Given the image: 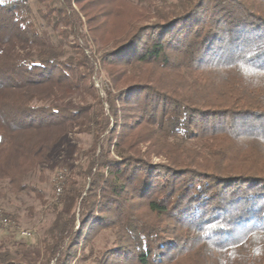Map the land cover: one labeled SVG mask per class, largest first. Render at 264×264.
I'll return each mask as SVG.
<instances>
[{
    "label": "trees",
    "instance_id": "trees-1",
    "mask_svg": "<svg viewBox=\"0 0 264 264\" xmlns=\"http://www.w3.org/2000/svg\"><path fill=\"white\" fill-rule=\"evenodd\" d=\"M85 49L127 69L116 94ZM70 133L94 149L46 264H264V0H0V186L42 199L27 180Z\"/></svg>",
    "mask_w": 264,
    "mask_h": 264
},
{
    "label": "rangeland",
    "instance_id": "rangeland-1",
    "mask_svg": "<svg viewBox=\"0 0 264 264\" xmlns=\"http://www.w3.org/2000/svg\"><path fill=\"white\" fill-rule=\"evenodd\" d=\"M166 1L170 3L174 0ZM84 52L86 55H93L94 75L92 80L100 98H106L107 87L112 94H116L110 74L122 75V79H124L128 75L127 69L115 66L104 67L100 59V52L94 53L89 49H85ZM116 87L122 88L121 81L116 83ZM88 103H91L90 97L80 92L71 93L66 99L58 102L59 105L71 108L84 106ZM105 108L107 109L106 105ZM93 149L94 143L91 135L67 134L41 167L44 181L39 180V172L27 180V183L42 192V199L32 194H16L10 191L6 184H1L0 214L10 221V226L0 225L1 251L8 250L14 256L26 259L30 264H46L45 243L50 242L48 230L55 220V216L50 210L53 205L61 208L60 199L65 179L87 164ZM152 161L158 163L159 159L153 158ZM60 178L63 179L62 189L61 192H58L57 184L61 180ZM78 228L79 222L77 220L76 230ZM22 232H29L30 236H23ZM108 242H111V237L108 234L97 240V244L100 245Z\"/></svg>",
    "mask_w": 264,
    "mask_h": 264
},
{
    "label": "built area",
    "instance_id": "built-area-1",
    "mask_svg": "<svg viewBox=\"0 0 264 264\" xmlns=\"http://www.w3.org/2000/svg\"><path fill=\"white\" fill-rule=\"evenodd\" d=\"M107 89H109L108 87H107ZM61 177H62V175H61ZM61 180L59 181V183L57 184L58 186H57V191L58 192H61V189H62V181H63V179L62 178H60ZM0 225H2V226H10V221L8 220V219H6V218H4V216L2 215V214H0ZM22 235L23 236H30V233L29 232H22Z\"/></svg>",
    "mask_w": 264,
    "mask_h": 264
}]
</instances>
